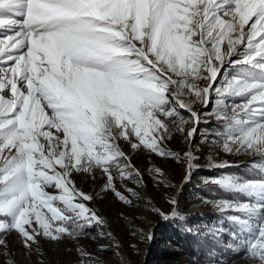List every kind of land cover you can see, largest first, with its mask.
Listing matches in <instances>:
<instances>
[{
  "label": "snow or ice",
  "instance_id": "6c2138e0",
  "mask_svg": "<svg viewBox=\"0 0 264 264\" xmlns=\"http://www.w3.org/2000/svg\"><path fill=\"white\" fill-rule=\"evenodd\" d=\"M213 93L214 143L254 157L248 174L208 181L232 197L215 206L232 213L250 264H264V0H0V255L12 234L31 254L104 223L78 175L134 207L126 184L144 174L133 153L191 170V147L181 156L167 143L191 145L196 105ZM148 171L160 182L161 168Z\"/></svg>",
  "mask_w": 264,
  "mask_h": 264
},
{
  "label": "rangeland",
  "instance_id": "374dc122",
  "mask_svg": "<svg viewBox=\"0 0 264 264\" xmlns=\"http://www.w3.org/2000/svg\"><path fill=\"white\" fill-rule=\"evenodd\" d=\"M232 71L226 66L217 86H221ZM215 104L216 95L213 93L209 106L196 105L201 117L198 125H188L196 127L191 145L183 136H176L167 143L169 149L181 156L191 147L195 157L191 170L186 162L162 159L144 152L133 153V163L144 174L142 183L133 180L126 184L140 194V199H134V207L119 201L111 192H104V180L99 175L95 180L78 175L75 177L78 187L94 197L87 206L104 223L84 229L77 239H42L39 251L34 250L31 254L26 253L14 234L9 235V247L5 255H0V264L7 261L15 264H80L78 248L91 253L101 264H250L242 240L237 243L233 235L235 226L227 219L232 213H222L215 206L218 200L227 198L206 193L207 187L216 186L208 182L213 178L248 174L249 162L254 159L244 153H227L219 143H214L216 134L223 131L222 122L214 115ZM183 114L187 119L188 114ZM152 167L161 168L160 182L148 171ZM124 187L120 185L122 191ZM203 188L205 190L200 191ZM153 208L159 209L160 214ZM206 213L219 214L220 217L210 225L202 219ZM212 229L219 231L213 233ZM180 234L196 243L202 242L200 239L210 240L211 247L207 246L205 256L186 253L179 244Z\"/></svg>",
  "mask_w": 264,
  "mask_h": 264
},
{
  "label": "trees",
  "instance_id": "16d2710c",
  "mask_svg": "<svg viewBox=\"0 0 264 264\" xmlns=\"http://www.w3.org/2000/svg\"><path fill=\"white\" fill-rule=\"evenodd\" d=\"M233 172H234V170H232ZM242 172V171H241ZM243 173H245V172H243ZM247 173V172H246ZM207 190H206V193L210 196V195H212V197H214V196H219V197H224V198H227V199H231L232 197L228 194V193H225V192H223V191H221L218 187H216V186H212V187H207L206 188ZM203 190H205L204 188L203 189H201L200 191H203ZM215 191H218V193L217 194H214V192ZM220 217V215L219 214H214V213H206L205 214V216L202 218L207 224H210L211 225V223L212 222H214L215 221V223H216V220L218 219ZM178 240L180 241V245L182 246V248H183V251H185L186 253H189V254H191V253H193V254H195V255H197L198 257L199 256H202V255H204L205 256V254H206V250H207V246H210L211 247V242H210V240L209 241H206L205 239H200L202 242H200V243H196V241L194 242V241H192V239L191 238H189L188 236H186V235H181L180 234V236H178ZM207 244V245H206ZM199 249V250H198ZM187 250V251H186ZM189 250H190V252H189ZM198 250V251H197ZM192 251H194V252H196V253H194V252H192ZM199 251H201V254L199 255ZM219 253H221V251H219Z\"/></svg>",
  "mask_w": 264,
  "mask_h": 264
}]
</instances>
